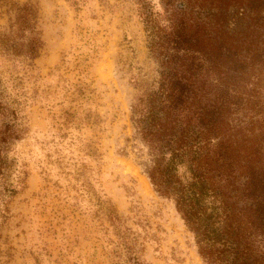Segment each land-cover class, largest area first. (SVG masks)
Returning <instances> with one entry per match:
<instances>
[{
    "label": "rangeland",
    "instance_id": "rangeland-1",
    "mask_svg": "<svg viewBox=\"0 0 264 264\" xmlns=\"http://www.w3.org/2000/svg\"><path fill=\"white\" fill-rule=\"evenodd\" d=\"M17 1L38 6L44 46L23 74L27 176L0 220V264H207L145 172L131 104L156 63L133 1Z\"/></svg>",
    "mask_w": 264,
    "mask_h": 264
},
{
    "label": "trees",
    "instance_id": "trees-1",
    "mask_svg": "<svg viewBox=\"0 0 264 264\" xmlns=\"http://www.w3.org/2000/svg\"><path fill=\"white\" fill-rule=\"evenodd\" d=\"M132 1L156 63L131 104L150 182L207 264H264V0ZM3 13L0 220L25 186L21 85L44 46L37 5L0 0Z\"/></svg>",
    "mask_w": 264,
    "mask_h": 264
}]
</instances>
